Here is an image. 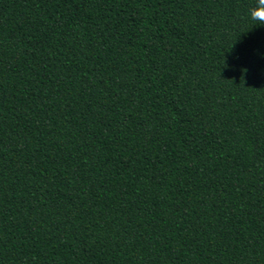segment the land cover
<instances>
[{
    "label": "trees",
    "instance_id": "obj_1",
    "mask_svg": "<svg viewBox=\"0 0 264 264\" xmlns=\"http://www.w3.org/2000/svg\"><path fill=\"white\" fill-rule=\"evenodd\" d=\"M254 0H0V264H264Z\"/></svg>",
    "mask_w": 264,
    "mask_h": 264
},
{
    "label": "clouds",
    "instance_id": "obj_2",
    "mask_svg": "<svg viewBox=\"0 0 264 264\" xmlns=\"http://www.w3.org/2000/svg\"><path fill=\"white\" fill-rule=\"evenodd\" d=\"M248 18L259 26H264V0H254L248 9Z\"/></svg>",
    "mask_w": 264,
    "mask_h": 264
}]
</instances>
